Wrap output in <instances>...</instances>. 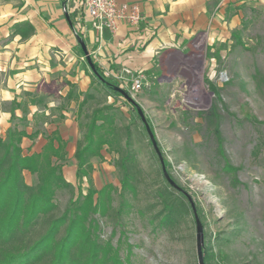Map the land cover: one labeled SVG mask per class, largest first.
Masks as SVG:
<instances>
[{"label": "rangeland", "instance_id": "obj_1", "mask_svg": "<svg viewBox=\"0 0 264 264\" xmlns=\"http://www.w3.org/2000/svg\"><path fill=\"white\" fill-rule=\"evenodd\" d=\"M236 3L218 0L214 5L213 10L240 9L244 15L242 23L225 33V41L178 46L190 51L195 65L191 73H176L186 78L159 80L158 72L136 94L118 82L134 102L116 97L110 114L117 126L131 128L141 186L137 194L126 193L128 205L118 221H99L102 238L111 239L125 264H204V259L208 264H264V4L253 8L249 0ZM94 90L100 101V89ZM137 108L156 146L143 130ZM118 158L105 146L91 158L90 173L97 189L112 184L116 207ZM160 158L168 162L166 173L193 203L197 217L190 212L171 225L154 218L161 208L154 190L163 185L165 174ZM226 162L233 170L224 169ZM74 163L78 169L77 158L65 162L66 179ZM24 177L29 184L36 180L29 171ZM73 184L84 193L89 187L87 179ZM56 199L64 208L70 194L60 191ZM149 204H156L153 211L146 209Z\"/></svg>", "mask_w": 264, "mask_h": 264}, {"label": "crops", "instance_id": "obj_2", "mask_svg": "<svg viewBox=\"0 0 264 264\" xmlns=\"http://www.w3.org/2000/svg\"><path fill=\"white\" fill-rule=\"evenodd\" d=\"M117 1L137 3L143 19L137 25L121 22L116 32L106 30L100 36L81 9L82 0H69L67 10L65 0H0V133L15 125L24 129V154L39 152L57 132L66 143L67 160L76 162L85 133L84 113L117 107V98L93 78L80 39L103 72L128 67L143 71L149 84L158 72L159 80L186 78L176 73H191L195 65L190 51L178 46L223 42L228 29L244 17L240 9L213 10L218 0ZM249 1L253 8L264 4ZM79 17L78 37L74 27ZM94 88L101 91L100 101ZM87 94L94 98L84 103ZM76 168L74 163L68 170L71 183L77 180Z\"/></svg>", "mask_w": 264, "mask_h": 264}, {"label": "trees", "instance_id": "obj_3", "mask_svg": "<svg viewBox=\"0 0 264 264\" xmlns=\"http://www.w3.org/2000/svg\"><path fill=\"white\" fill-rule=\"evenodd\" d=\"M94 65L97 72H91L93 78L111 95L122 97L119 83ZM89 98L94 96L87 94L84 103ZM111 110V106L94 107L86 115L84 138L76 151L78 183L84 179L89 183L85 193L63 174L66 143L57 132L48 137L39 152L31 154H24L21 145L26 136L24 129L15 125L5 135L0 133V264H125L111 239L102 238L99 220L111 217L118 221L122 217L128 205L126 193L139 191L142 168L131 149V128L117 126ZM143 130L148 133L145 126ZM105 146L119 154L118 207L113 205L112 184L97 189L90 177L91 158L101 155ZM224 169L233 170L228 162ZM24 171L36 176L34 183L26 182ZM60 191L70 194L64 208L56 199ZM154 194L161 206L154 218H159L162 225L174 224L194 213L186 194L174 187L165 174L163 185L155 188ZM155 205L149 204L146 209L153 211Z\"/></svg>", "mask_w": 264, "mask_h": 264}, {"label": "built area", "instance_id": "obj_4", "mask_svg": "<svg viewBox=\"0 0 264 264\" xmlns=\"http://www.w3.org/2000/svg\"><path fill=\"white\" fill-rule=\"evenodd\" d=\"M68 2L69 0H67ZM81 9L100 36L106 30L116 32L121 22L137 25L143 19L141 8L137 3H119L117 0H82ZM81 28L82 17H79L74 27V33ZM104 74L119 82L121 86H125L131 94H136L148 85L143 71H134L128 67H123L120 71H105Z\"/></svg>", "mask_w": 264, "mask_h": 264}, {"label": "water", "instance_id": "obj_5", "mask_svg": "<svg viewBox=\"0 0 264 264\" xmlns=\"http://www.w3.org/2000/svg\"><path fill=\"white\" fill-rule=\"evenodd\" d=\"M66 4H67V0H65V6H66ZM75 34L79 37V34H78L77 32H76ZM80 45L82 46V49H83L84 53L87 55V58H88V61H89V64H90L92 70H93L94 72H97V69H96V67H95V65H94V63H93V61H92V59H91V57H90L89 51H88V49H87V47H86V44L84 43V41H83L82 39H80ZM120 91L122 92V94H123V95H124L129 101L134 102L133 98H132V97H131V96H130V95H129V94H128L123 88H120ZM137 109H138V112L140 113L141 119H142V121H143V123H144V125H145V127H146V129H147V132H148V134H149V136H150V138H151L153 144L156 146V142H155V140H154V135H153V132H152V130H151L149 124L147 123V121H146V119H145L143 113L141 112V110H140L139 108H137ZM160 160H161V163H162V166H163V170H164V173H165V176H166L167 180H168V181H169L174 187H176V188H178V189H180V190L182 191V189H181L179 186H177L176 184L173 183V181L171 180L170 176L166 173L165 162H164V160H163L162 158H160ZM192 206H193V209H194V213H195V215H196V217H197V214H196V212H195V207H194L193 203H192ZM198 229H199V231H201V227H200L199 224H198ZM199 241H201V238H199Z\"/></svg>", "mask_w": 264, "mask_h": 264}]
</instances>
